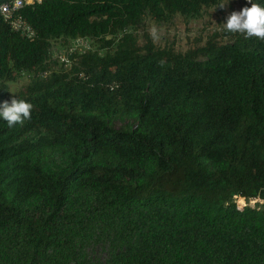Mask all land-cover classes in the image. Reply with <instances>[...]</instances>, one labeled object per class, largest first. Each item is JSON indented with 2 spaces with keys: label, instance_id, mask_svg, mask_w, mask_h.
I'll return each instance as SVG.
<instances>
[{
  "label": "trees",
  "instance_id": "trees-1",
  "mask_svg": "<svg viewBox=\"0 0 264 264\" xmlns=\"http://www.w3.org/2000/svg\"><path fill=\"white\" fill-rule=\"evenodd\" d=\"M221 1H35L33 39L0 19V102L33 105L23 125L0 118V264H264V202L234 203L264 199V40L179 53L129 31ZM76 36L109 47L9 91Z\"/></svg>",
  "mask_w": 264,
  "mask_h": 264
},
{
  "label": "rangeland",
  "instance_id": "rangeland-1",
  "mask_svg": "<svg viewBox=\"0 0 264 264\" xmlns=\"http://www.w3.org/2000/svg\"><path fill=\"white\" fill-rule=\"evenodd\" d=\"M226 3L223 8L220 6L205 7L197 16H187L179 13L174 14L167 21L157 22L150 16H144L139 23L130 28L129 31L134 32L140 45H143V35L149 34L152 41L157 47H171L175 52L184 53L186 50L202 46L209 36L216 34L217 41L220 43H228L232 40L235 33L225 29L224 24L227 23V17L234 11H240L244 7H251L248 0H222ZM66 45V39L57 38L51 41L52 54L58 53ZM50 59L44 69H40L49 74L52 72H62L63 65ZM33 78H39L35 75L22 73L16 80L8 81V88L11 93H15L24 89ZM116 127L126 124H134L132 120H114ZM91 193L77 194L74 196V203L81 204ZM263 203V202H258Z\"/></svg>",
  "mask_w": 264,
  "mask_h": 264
},
{
  "label": "built area",
  "instance_id": "built-area-1",
  "mask_svg": "<svg viewBox=\"0 0 264 264\" xmlns=\"http://www.w3.org/2000/svg\"><path fill=\"white\" fill-rule=\"evenodd\" d=\"M39 2L40 0H10L0 3V19L8 25V27L15 33L28 38L33 39L35 36V31L31 24L27 22L21 15V9L25 4ZM249 2V0H248ZM121 36V33L116 34L115 41ZM111 35H106L105 38L109 39ZM109 45L99 46L93 38L88 36H76L74 38H68L66 40V45L56 54H52L51 48L49 49V57L52 58L63 65L62 72H68L75 64L76 60L83 54L87 52L97 53L98 55L105 54V51ZM50 59H47L49 61ZM59 72V71H56ZM29 75H35L39 78H47L48 73L42 70H34L31 72H22ZM50 75V74H49ZM82 76V73H79ZM258 202H264L258 196L246 198L244 196L236 195L234 196V203L237 209L241 210L247 204L254 205Z\"/></svg>",
  "mask_w": 264,
  "mask_h": 264
},
{
  "label": "clouds",
  "instance_id": "clouds-1",
  "mask_svg": "<svg viewBox=\"0 0 264 264\" xmlns=\"http://www.w3.org/2000/svg\"><path fill=\"white\" fill-rule=\"evenodd\" d=\"M251 7H244L240 11H234L227 17L225 29L232 33H242L245 38L255 37L264 40V6L249 0ZM226 3L219 5L221 8ZM33 105L16 96L11 101L0 102V118L6 121L8 127L17 124L23 125L26 120L31 119Z\"/></svg>",
  "mask_w": 264,
  "mask_h": 264
}]
</instances>
